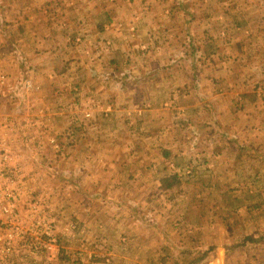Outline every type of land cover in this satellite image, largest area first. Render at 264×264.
<instances>
[{"label":"rangeland","instance_id":"1","mask_svg":"<svg viewBox=\"0 0 264 264\" xmlns=\"http://www.w3.org/2000/svg\"><path fill=\"white\" fill-rule=\"evenodd\" d=\"M25 1L33 9L34 17L46 19L43 32L47 36L44 44H48V49L41 46L36 52V44L41 45L35 40L36 35L28 42L24 40L25 44L19 35V25L10 34L8 29L5 30L6 23L0 21L4 24L0 25V71L7 74L13 84L12 89H4V94L0 96V110L13 114L20 131V140L10 147L12 152L20 154H15L14 163L10 166L11 182H0L1 187L12 190L7 202L10 204V217L7 219L10 225L0 226V237L11 234L13 238L12 250L6 258L0 259V264H150L148 246L129 242V237L136 236L137 231H133L135 227H126V221L161 222L163 226L165 223L171 224V227L175 224L176 228L180 222H186L187 226H184L187 228L194 226L193 222H206L204 229L202 225H196L201 232L204 230L208 245L221 233L231 232V228L213 229L211 233L218 234L213 237L207 222L212 224L214 219L228 220L226 215L229 211V220L233 225L234 222L238 225V220L239 226L238 229L233 226V243H230L229 236L228 241H222L231 251H226L224 264H264L261 260L264 245H258V249L253 251L251 262L243 256L246 245H252L247 243L249 241L245 242L246 233L253 230L255 223L260 225L263 221L264 224V164L240 165L242 168L236 170L237 177L245 175H241L238 181H226L229 178L225 176V169L216 182L206 181L205 189L197 196L196 182L178 176L173 187L167 190L161 188V182L156 179L172 171L166 164L160 163L156 167L158 177L154 178V171L152 174L147 166L135 160L139 153L144 155L149 146L140 148V143L154 142L153 138L160 130L152 127L140 131V134L145 132L139 136V131H134L138 128L137 113L129 98L123 100L122 92H130V95L146 91L148 85L133 84L130 80L138 75L148 76L152 70L150 63L157 59L156 56L165 60L164 52H155V49L163 48L167 41L162 38L166 22L159 20L156 26H152L144 20L141 24L138 8L142 6L150 12L146 0ZM127 15L134 18L136 25L141 22L140 34L143 25L151 33L156 32V43L149 31L140 39L135 38L136 27L132 22L127 32L122 30L120 20H125ZM33 24L32 28L36 29V21ZM118 25L121 30L109 33ZM106 26L110 29H105ZM158 26L160 30L155 29ZM42 36L39 37L41 40ZM124 41L129 42L128 47L123 49ZM199 43L194 42L196 48L187 53L185 50L189 47L186 44L191 45L192 40L191 37H182L177 46H182V49L179 47L182 51L167 54L169 61L181 58L191 61L190 64L193 61L195 65L188 64V69L182 70L165 71L161 68L158 72L159 76L167 73L178 82L185 79L189 84L182 90L184 93L188 91V96L183 101H174V107L179 104L188 112L182 117L185 118L182 122L187 126L194 125L203 115L197 117L191 113L199 110L210 113L231 109L225 96L220 98V107L217 106L216 93L226 91L229 94L247 91V100L243 104L239 100L232 101L233 108L239 109L241 105V110L256 108L263 113L257 122L263 121L264 99L258 102L250 99L252 95L262 97L264 94V81L260 83L264 70L255 72V81L258 82L257 85L253 81L255 89L250 84L245 90L238 86L237 78L230 80L225 76L222 67L221 74L216 73L219 62H211L208 52L205 54L209 50L206 48L203 51ZM23 45L30 47L32 58L35 56L31 60L33 65L23 53ZM12 60L16 66H12ZM205 63L210 66L206 67L205 75L201 77ZM129 66H136L137 69H128ZM238 73L239 70H236ZM223 76L225 85L213 83L214 79L218 81ZM28 79L38 90L25 94L17 84ZM195 93L203 96V101L196 100ZM152 103L159 105L160 102ZM225 119L228 120L227 117ZM225 119L222 120L224 127L227 124ZM238 122L240 125L244 122L239 113ZM221 134L236 144L240 143L237 133L222 131ZM52 140L58 144V149ZM172 175L175 174L168 176ZM242 177L246 180L243 181ZM186 190L190 196H187ZM190 205L200 209L195 208L193 211L197 212L187 218V213L178 209ZM244 217L249 221L248 231L240 223ZM180 229L184 228L181 226ZM260 238L263 239L264 234ZM123 249H127L125 253L128 255L121 261L119 258ZM150 250L151 258L155 260L151 264H222L221 249L217 250L218 255L213 252L206 258L199 251L194 259L187 256L179 259L173 251L176 247L164 246L160 242L151 246ZM169 252L171 255H168ZM140 258L145 262H138Z\"/></svg>","mask_w":264,"mask_h":264},{"label":"crops","instance_id":"2","mask_svg":"<svg viewBox=\"0 0 264 264\" xmlns=\"http://www.w3.org/2000/svg\"><path fill=\"white\" fill-rule=\"evenodd\" d=\"M24 1L25 0H0V21L6 23L5 30L8 29L10 34L12 33L13 28L18 27L19 25L21 28L19 35L22 42L25 44L29 41L30 37L34 38L36 35L37 38L34 39L41 43L39 46L36 44V52H39L42 48L41 46H47L45 48L47 50L48 44H44L47 36L45 32H43L45 28L44 21H46V19L44 17H34L33 9H30L28 3L26 1L24 3ZM147 4L150 12H147V8L144 9L142 6L138 8V19H140L142 23L139 22L136 25V22H133L134 18L131 17L133 12H131L132 14L130 16L127 15L125 20H120L121 22L119 24L122 27L121 29L127 32L128 26L130 22H132L136 27L135 38L140 39L139 37L145 35L146 32L149 31V29H146L143 25L144 29L140 34V23L143 24L144 20L150 22L152 26H156L158 24L157 21L159 20H164L166 22L164 28H162V30L165 31V34H162V38L167 39V41L163 48L155 49V52H164L165 60L156 56L157 59H154V61L150 63L149 67L152 70H150L148 76L138 75L130 80L131 82L133 81V84L138 83L139 85H148L146 91L132 93L130 95V92H122L123 100L129 98L128 100L132 102V107L137 113L135 116L137 118L138 128L134 129V131H139L140 136L145 132H141L140 134V131L150 130L152 127H157V130H160V132H158L153 138L154 142H146L145 144L140 143V148L145 147V145L149 146L148 149L146 148L147 152L144 155L139 153L135 160L144 167L147 166L148 171H151L152 174L154 171V173H156L153 174L154 178L158 177L156 167L160 165V163L166 164L167 168L172 170L169 171L179 178L196 182L195 192L197 196L205 189L206 181L216 182L220 179L219 174L221 171L223 173L225 169L227 171L225 176L226 178H229L226 181L232 179L238 181V178L240 179L241 175H245L241 174L237 177L238 174L236 170L242 168L240 165L248 163L264 164V119L263 121L260 120V122H257L263 113L255 110L256 108L241 110L240 108L242 105L239 109H234L232 104V101L236 102L238 100L243 104V101L247 100L248 95L246 93L248 92L241 93L239 91L236 93L231 92L229 94L226 91L222 94L216 93L218 94L216 95V99L219 101L217 106L220 107V98L225 96L232 108L227 110L218 109L215 112L212 111L210 113L203 110L192 112L191 114H196L197 117L203 115V118H201V120H196L194 125L187 126V123L184 124L182 122L184 121L183 119H185L182 117L188 115V112L181 108L179 104H176L178 107H174V101H183L184 98L188 96L186 93L188 91L185 90L184 93L182 90L189 84L185 79L180 83V81L178 82L175 78L167 75V73L165 76H159L158 72L161 68H164L165 71L176 70L177 68L182 70L184 68L188 69V64L191 66L195 65L193 64V61L192 64H190L191 61H185L181 58L180 60L169 61L170 57L167 56L170 51L173 53H179V51H182L179 50V47L182 49V46L177 47L180 42H182V37H191L192 44H186L189 48H187L185 52L190 53L194 51L193 49L196 48L193 46L194 42H200V48H202L203 51H206V48L209 50L206 51L205 54L208 52L207 55L210 56L211 62H219V69L216 73L220 75L222 67L225 76L230 77V80L237 78L238 86L241 85L243 89L246 90L251 84L252 89H255L253 84L258 83L255 81L257 76L255 75V72L264 70V0H146V5ZM74 11L76 12V10ZM33 21H36V29L32 28V26H34ZM0 25L4 24L0 23ZM119 25L115 27V30L113 28L110 29L107 26L105 29H110L111 31L109 33L118 32L121 30L119 29ZM39 28H41V30H39ZM1 29H3V26ZM155 29L160 30L159 26ZM31 30H37V32L35 33ZM149 32L150 36L152 35V38L156 43V32H154V34L151 33V31ZM41 34L44 35L42 36L44 39H42L43 41L39 38ZM24 40H26V42ZM133 40H130V42L136 44L137 42ZM128 42L129 41H124L122 43L125 44L122 46L123 49L128 47ZM175 47L177 48L175 49ZM31 52L29 46L26 47V45H23V53L28 59H30L29 63L32 64L34 61L31 60L34 59L35 56L32 58V56H30ZM246 54L249 55L247 56ZM12 62L14 63L13 60ZM12 66H16V64L14 63ZM209 66L210 65L205 63L203 66V75L201 77L205 75V69ZM227 68L228 71H226ZM128 69L132 70L137 68L136 66H129ZM236 70H239L238 75L236 74ZM225 76L218 81L214 79L213 83L220 82L225 85V82L223 81ZM232 76L235 77L233 78ZM217 77L220 78V76ZM262 81H264V76L263 78L261 77L260 83H262ZM202 82H204V80ZM262 91H264V87L262 88ZM257 96L258 97L252 95L250 101L258 102L264 99V94H262V97H260L259 94H257ZM117 97V99L120 100L119 96ZM195 97L196 100L203 101V96L200 94L195 93ZM152 101L160 103L157 105L156 103H152ZM237 112L239 113L242 122L244 121L242 125L238 122ZM250 113H253V115ZM226 117L228 120L225 119ZM224 119L227 121L226 127H224V123H222V120ZM186 121L188 122V120ZM146 124L149 126L145 127ZM222 131L232 134L237 133L240 143L238 142V144H236L229 138L227 139V137H223L221 134ZM184 132L186 133V137L183 138ZM134 145L135 147L137 146V144ZM155 160L156 163L154 164ZM171 173L169 174L166 172L162 176H159V178L156 179L157 182H160L164 175L168 176L171 175ZM244 180H246V177L243 178V181ZM213 182L212 186L215 185ZM230 191L232 190H229V192ZM186 194L187 196L191 195L187 190ZM195 208L200 209L198 206L194 207L193 205H190L182 206L178 210L181 213L186 212V217L189 218L191 214L197 212L193 211ZM244 209H246V206ZM233 212L234 211H232L231 214L234 215L235 213ZM213 213H215V211H213ZM228 216L229 219H231L230 211L229 215L227 214L226 217ZM229 219H224V221L214 219L215 222L212 224L207 222L210 234H212L211 232L213 229L226 230L228 227L231 228V232L221 233V238L219 236L217 240L208 245L204 238V230L201 232L200 227L197 226H203L206 222H199V224L192 221L193 223H191L195 225H189L188 228L186 227V222L184 224L180 222L179 226L184 228L182 230L179 226L176 228L174 226L175 224H172L173 226L171 227V224L165 223L163 226L161 222L131 223L126 221L125 223L127 225L126 227H135L133 231H137L136 236L129 237L131 238L129 242H136L138 245L148 246V260L150 264L155 261L151 258V246L158 244V242L164 246L176 247V250L173 251H175V254L178 255L179 259L183 257L185 258L186 256L187 258L194 259L199 251L202 252V256L206 258L208 254H213V252L218 255L219 251L217 250L221 249V263L224 264L226 260V251L227 253H230L231 251L226 247V244L224 245V243H222V241L223 239L224 241H228L229 236L230 243H233L232 237L235 234V230L232 232V229L239 226L238 220V225L236 222H234L233 225V222ZM240 221L243 227L248 231V219L244 217ZM260 225L255 223V227H252V232H247V236L244 237L246 239L245 242L248 241L247 238L249 237L254 240L249 241L251 243L247 242L252 245H246L247 249L243 251L245 259H250L253 255L252 253H254L253 251L258 249V245H264V238H260L264 234L263 221L260 222ZM257 229L259 230L258 232L256 231ZM212 235L213 237H216L218 234ZM121 251L122 254L119 260L124 261L128 255L125 253L127 249ZM189 254H192L193 256ZM168 255H171V253ZM262 255L263 257L261 260L264 261V254ZM210 256L214 258L213 255ZM218 257L219 256H217L216 259ZM138 262L145 261L140 258V261ZM256 263L257 262H255V264ZM260 264L262 263L260 262Z\"/></svg>","mask_w":264,"mask_h":264},{"label":"built area","instance_id":"3","mask_svg":"<svg viewBox=\"0 0 264 264\" xmlns=\"http://www.w3.org/2000/svg\"><path fill=\"white\" fill-rule=\"evenodd\" d=\"M17 85L22 88L25 94L34 93V89L38 90V88L33 87L29 79L23 80V82ZM12 86L13 84L10 82L8 75L0 71V96L4 94V89L6 91L10 90ZM12 116L13 114L0 110V182L7 181L8 183L11 182L9 180V172L10 166L14 163V159L16 158L15 154L20 156V154H17V151L14 153L10 149V147L12 148L17 144L16 142L20 140V131ZM52 142L55 143V140H52ZM57 145L58 144L55 143L56 149H58ZM11 194L12 190L10 191L7 187H1L0 184V226L10 225L7 221L10 217V204L7 202ZM12 245L13 238L11 234H7V236L3 238L0 237V259L6 258L12 250Z\"/></svg>","mask_w":264,"mask_h":264},{"label":"trees","instance_id":"4","mask_svg":"<svg viewBox=\"0 0 264 264\" xmlns=\"http://www.w3.org/2000/svg\"><path fill=\"white\" fill-rule=\"evenodd\" d=\"M175 180L177 181V176H175V175L166 176V177L162 178L161 181H160L161 182V188L164 189V190H167V189L173 187V185H175ZM247 239H248V241H254L250 237L247 238Z\"/></svg>","mask_w":264,"mask_h":264}]
</instances>
